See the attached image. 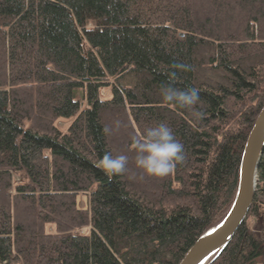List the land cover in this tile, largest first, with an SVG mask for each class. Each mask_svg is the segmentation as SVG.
I'll use <instances>...</instances> for the list:
<instances>
[{
	"label": "trees",
	"instance_id": "1",
	"mask_svg": "<svg viewBox=\"0 0 264 264\" xmlns=\"http://www.w3.org/2000/svg\"><path fill=\"white\" fill-rule=\"evenodd\" d=\"M177 62L203 119L160 99ZM263 105L264 0H0V264H178L233 205ZM160 121L186 161L154 177L130 142ZM106 152L126 173L98 167ZM204 264H264V153L247 216Z\"/></svg>",
	"mask_w": 264,
	"mask_h": 264
},
{
	"label": "clouds",
	"instance_id": "2",
	"mask_svg": "<svg viewBox=\"0 0 264 264\" xmlns=\"http://www.w3.org/2000/svg\"><path fill=\"white\" fill-rule=\"evenodd\" d=\"M167 81L159 87L160 99L164 104L179 109L191 110L194 120L203 119L205 112L199 110L200 94L195 87H179L176 84L178 72H187L191 66L177 62L170 66ZM121 121L106 125L103 132L114 134L121 129ZM130 149L135 153V166L145 175L164 177L169 175L178 165L186 161L183 143L177 139L173 128L165 121L147 127L139 134H133ZM129 157L125 154L113 155L106 152L99 160L98 167L108 176L126 173Z\"/></svg>",
	"mask_w": 264,
	"mask_h": 264
},
{
	"label": "water",
	"instance_id": "3",
	"mask_svg": "<svg viewBox=\"0 0 264 264\" xmlns=\"http://www.w3.org/2000/svg\"><path fill=\"white\" fill-rule=\"evenodd\" d=\"M263 153L264 105L249 133L244 148L239 187L233 205L221 222L198 237L178 264H204L213 253L230 241L252 205Z\"/></svg>",
	"mask_w": 264,
	"mask_h": 264
},
{
	"label": "rangeland",
	"instance_id": "4",
	"mask_svg": "<svg viewBox=\"0 0 264 264\" xmlns=\"http://www.w3.org/2000/svg\"><path fill=\"white\" fill-rule=\"evenodd\" d=\"M104 94H105V95H108V90H105V91H104ZM64 122H65V121H60V124H61V125H64ZM16 178H17V179H21V178H22V175L18 174V175L16 176ZM78 201H79V204H80L81 206H87L88 201H89V196H88V194L85 193V192L80 193L79 196H78Z\"/></svg>",
	"mask_w": 264,
	"mask_h": 264
}]
</instances>
